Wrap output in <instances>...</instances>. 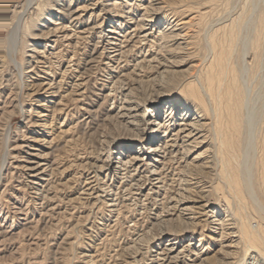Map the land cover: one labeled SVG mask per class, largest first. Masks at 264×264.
I'll list each match as a JSON object with an SVG mask.
<instances>
[{
    "label": "bare ground",
    "instance_id": "bare-ground-1",
    "mask_svg": "<svg viewBox=\"0 0 264 264\" xmlns=\"http://www.w3.org/2000/svg\"><path fill=\"white\" fill-rule=\"evenodd\" d=\"M216 1L0 0V183L123 227L81 264H264V0Z\"/></svg>",
    "mask_w": 264,
    "mask_h": 264
},
{
    "label": "rangeland",
    "instance_id": "rangeland-1",
    "mask_svg": "<svg viewBox=\"0 0 264 264\" xmlns=\"http://www.w3.org/2000/svg\"><path fill=\"white\" fill-rule=\"evenodd\" d=\"M27 1L29 0H15V3L18 6H24ZM170 1L187 4L199 0ZM221 1L224 3V0ZM221 1L217 0L215 5L218 7L220 4L219 7H221ZM52 2H55V0H52ZM235 2V0H230L232 5H234ZM5 10L0 13V17L5 13H10L9 8ZM88 14L87 12L83 16L85 21L89 18L87 17ZM4 35L5 32H2L1 38H3ZM17 57L19 58V54ZM16 83L17 85L19 84L18 80ZM263 90L264 88H262V91ZM26 108H28L27 104ZM77 116H79V113ZM23 121L24 118L21 114L20 116L17 114L13 115L11 120L12 134L16 129L18 130V132L16 131L17 134H20L19 130L21 131L23 129L25 134L28 133L29 128L23 127L25 125ZM263 124L264 119L260 126H263ZM84 126L85 125L82 127L79 126L78 130H81ZM2 171L3 169H0V173H2ZM23 184L18 183V181L0 183V215L5 217L3 218V216H1L0 225L2 229L9 227L11 224L13 225L11 229L13 234L8 241L4 242L3 249L0 250V264H81V252L86 249L87 243L90 242L91 244L92 241L98 244L96 247L97 249L92 251V253H94V259L99 258L100 260L106 261L109 260L110 255L115 250L123 245V241L127 237V235L124 234L123 227L106 226L102 232H98L92 225L90 229L89 225H91L92 220H90L91 216L86 215L88 214L86 211L87 208H83L81 211V209L64 208L63 206L59 212H55L50 216H44L42 212L36 208L34 201L30 198V194ZM14 194L26 205V209L28 208L27 220L20 221L17 225L16 221L11 223V216L13 214L11 213L12 209L9 207L11 201L14 199ZM22 207H24V205ZM8 209H10V212L6 214ZM63 209L64 211H62ZM196 238H198V236H196Z\"/></svg>",
    "mask_w": 264,
    "mask_h": 264
}]
</instances>
